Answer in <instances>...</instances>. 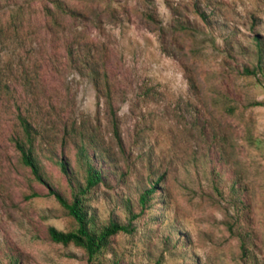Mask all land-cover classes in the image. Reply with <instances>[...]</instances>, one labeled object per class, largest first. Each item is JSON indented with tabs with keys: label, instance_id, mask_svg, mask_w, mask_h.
Instances as JSON below:
<instances>
[{
	"label": "rangeland",
	"instance_id": "1",
	"mask_svg": "<svg viewBox=\"0 0 264 264\" xmlns=\"http://www.w3.org/2000/svg\"><path fill=\"white\" fill-rule=\"evenodd\" d=\"M60 1L79 16L53 10V27L43 10L52 0H0L1 25L14 6L24 14L2 55L34 72L48 121L43 184L20 164L16 113L0 102V264H87L82 249L48 236L75 227L50 191L70 201L69 179L82 182L77 133L106 177L89 195L97 227L127 224L162 178L152 209L111 238L104 264H264V70L245 72L258 66L264 0ZM76 41L92 46L100 94L69 65Z\"/></svg>",
	"mask_w": 264,
	"mask_h": 264
},
{
	"label": "trees",
	"instance_id": "2",
	"mask_svg": "<svg viewBox=\"0 0 264 264\" xmlns=\"http://www.w3.org/2000/svg\"><path fill=\"white\" fill-rule=\"evenodd\" d=\"M53 7H44V14L50 18L52 26H58L55 11L59 14L78 17L79 13L67 8L60 0H52ZM22 8L14 6L10 9V16L4 25L0 24V102L6 104L9 108L14 109L16 113L17 126L11 142L18 154V160L23 167L30 170L34 180L39 183H45V175L41 161L39 159V150L42 149V137L44 129L48 126V121H43L42 117L38 118L42 113L34 98V78L33 71L24 69V62L6 60L7 51L2 55V49L9 47L11 43L18 40V30L23 24ZM203 15V14H202ZM150 19H153L150 16ZM11 33V34H10ZM257 46V69H246L245 72L249 75L263 73L264 70V42L256 36ZM4 47V48H2ZM91 44L79 43L76 41L73 46L68 47V61L72 69L78 73L85 72L91 79L97 93H101L99 67L95 62L90 50ZM10 52H13L12 50ZM257 70V71H256ZM191 85L192 82H191ZM106 88L105 97L107 104L110 106V94L108 82H104ZM17 87L29 96L30 100L27 106L23 102L16 100ZM194 87V86H193ZM104 97V96H103ZM228 111H230L228 109ZM72 135L76 131H71ZM78 142L75 144L77 150L78 168L83 171L82 182L77 179H69V185L72 191V199L68 201L63 195L57 191L51 190L50 195H53L67 216L71 217L75 223V227L67 232L57 230L54 227L48 228V236L50 240L57 244L69 245L72 244L84 251L87 264H104V256L108 253L111 244V238L120 232L131 234L134 231L132 222L138 219L146 209H152L151 203L154 197L158 195V189L161 179L155 182L149 181V187L140 193L138 204L140 212L132 214L127 224L120 223L115 220H110L107 224L97 227L94 221V216L89 212V195L99 184L105 183L104 171L96 167L92 157L88 154V147L95 146L91 141H84L88 136L77 133ZM85 137V138H84ZM54 155L53 150L44 149ZM107 158L105 152H101ZM53 160V156L50 158ZM56 164L61 171L69 175L66 164L63 161H57ZM242 244H245L242 241Z\"/></svg>",
	"mask_w": 264,
	"mask_h": 264
}]
</instances>
